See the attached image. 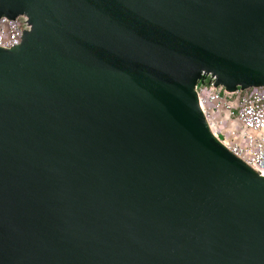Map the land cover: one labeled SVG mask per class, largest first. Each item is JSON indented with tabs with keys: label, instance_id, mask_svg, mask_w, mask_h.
<instances>
[{
	"label": "water",
	"instance_id": "obj_1",
	"mask_svg": "<svg viewBox=\"0 0 264 264\" xmlns=\"http://www.w3.org/2000/svg\"><path fill=\"white\" fill-rule=\"evenodd\" d=\"M0 264H264V176L193 86L264 85V0H0Z\"/></svg>",
	"mask_w": 264,
	"mask_h": 264
},
{
	"label": "built area",
	"instance_id": "obj_2",
	"mask_svg": "<svg viewBox=\"0 0 264 264\" xmlns=\"http://www.w3.org/2000/svg\"><path fill=\"white\" fill-rule=\"evenodd\" d=\"M28 29L24 14L0 16V47L17 45ZM213 78L205 73L193 86L208 129L228 151L264 176V85L226 91L214 86Z\"/></svg>",
	"mask_w": 264,
	"mask_h": 264
},
{
	"label": "bare ground",
	"instance_id": "obj_3",
	"mask_svg": "<svg viewBox=\"0 0 264 264\" xmlns=\"http://www.w3.org/2000/svg\"><path fill=\"white\" fill-rule=\"evenodd\" d=\"M224 144V143H223Z\"/></svg>",
	"mask_w": 264,
	"mask_h": 264
}]
</instances>
